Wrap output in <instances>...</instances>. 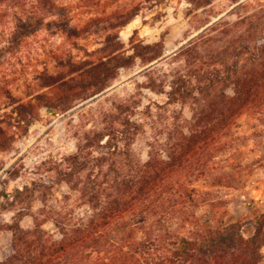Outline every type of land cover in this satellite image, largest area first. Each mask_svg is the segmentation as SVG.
Returning a JSON list of instances; mask_svg holds the SVG:
<instances>
[{
	"label": "rangeland",
	"instance_id": "1",
	"mask_svg": "<svg viewBox=\"0 0 264 264\" xmlns=\"http://www.w3.org/2000/svg\"><path fill=\"white\" fill-rule=\"evenodd\" d=\"M117 10L136 14L121 25L112 14ZM236 20L241 22L233 25ZM202 32L214 45L241 40L253 46L264 36V0H210L201 7L188 0H0V259L16 221L31 228L33 218L64 219L85 211L69 184L125 178L131 166L150 155L165 157L169 144L187 133L196 106L192 99L167 103L164 93L146 83L165 84L183 69L176 53ZM108 36L126 50L130 37L162 41V54L147 64L136 59L119 67L105 88L72 98L62 109L42 106L54 102L41 77L61 69L55 54L95 60ZM39 93L46 96L36 99ZM113 115L130 116L134 138L128 148L118 140L119 152L103 162L102 172L88 173L100 154L93 145L97 134L119 136L123 129ZM75 152L88 167L69 177L68 156ZM189 160L176 176L188 180L197 194L221 202L213 209L200 203L194 208L198 218L214 219L226 210L240 219L242 234L249 236L254 213L264 212V93ZM110 162L114 165L108 171ZM42 227L55 234L51 220ZM161 228L187 234L175 219H166ZM260 251L259 264H264V245Z\"/></svg>",
	"mask_w": 264,
	"mask_h": 264
},
{
	"label": "trees",
	"instance_id": "2",
	"mask_svg": "<svg viewBox=\"0 0 264 264\" xmlns=\"http://www.w3.org/2000/svg\"><path fill=\"white\" fill-rule=\"evenodd\" d=\"M188 1L195 7L210 2ZM112 14L123 25L136 12L117 10ZM221 23L215 22L209 30ZM211 38L202 32L182 46L176 56L182 58L183 69L176 70L165 84L155 87L151 80L146 83L155 92L164 93L167 103H183L189 98L196 105L187 133L181 132L169 144L166 156L150 155L145 162L131 166L125 178L69 184L77 189L85 211L80 216L64 215V219L52 215L39 221L33 218L31 228H22L16 221L10 225L11 239L0 264H259L264 245V212L254 213L249 236L242 234L240 219L226 210L214 219L201 220L195 207L207 202L213 209L221 202L197 194L188 180L176 176L188 166L196 149L212 142L219 131L264 93V36L253 46L241 40L214 45ZM162 50V41L147 43L132 37L126 50L108 36L95 60L76 61L55 54L61 69L41 77L42 86L50 89L54 102L40 104L47 109H62L72 98L87 97L105 88L119 67L136 59L147 64ZM35 96L38 99L46 94ZM114 117L123 129L119 136L111 132L97 134L93 145L100 154L93 158L88 173L102 172L103 162L119 152L118 140L128 148L134 138L132 127L136 124L130 116ZM104 134L107 138L101 143ZM68 159L69 177L88 167L86 161L79 160L78 152ZM113 165L110 162L108 171ZM169 218L175 219L178 227H187V234H177L170 228L161 230ZM48 219L53 222L55 234L42 227Z\"/></svg>",
	"mask_w": 264,
	"mask_h": 264
},
{
	"label": "crops",
	"instance_id": "3",
	"mask_svg": "<svg viewBox=\"0 0 264 264\" xmlns=\"http://www.w3.org/2000/svg\"><path fill=\"white\" fill-rule=\"evenodd\" d=\"M6 233H8V231H6ZM1 245V244H0ZM0 248H2V247H0ZM0 256H1V249H0Z\"/></svg>",
	"mask_w": 264,
	"mask_h": 264
}]
</instances>
